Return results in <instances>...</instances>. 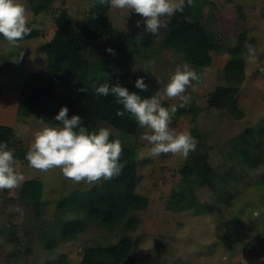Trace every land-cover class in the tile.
Masks as SVG:
<instances>
[{"label":"rangeland","instance_id":"1","mask_svg":"<svg viewBox=\"0 0 264 264\" xmlns=\"http://www.w3.org/2000/svg\"><path fill=\"white\" fill-rule=\"evenodd\" d=\"M20 2L27 8L28 26L38 35L26 36L19 48H11L0 36V84L5 88L0 96V123L14 127L17 143L9 148L16 171L24 176L19 187L0 189V264H79L87 248L115 244L125 231L112 232L104 223L82 216L73 192L102 184L121 196L125 190L117 177L95 184L76 183L59 168H32L16 152L28 151L34 133L55 122L36 114L24 116L14 107L23 89L53 91L57 17L80 26L93 0H54L38 13L29 0ZM109 17L114 27L133 33L136 44L113 55L104 48V38L93 41L81 62L80 83L114 73H145L150 76L147 96H151L163 92L177 65L188 63L201 79L184 93L190 97L183 107L186 110L179 112V98L165 96L162 104L178 106L170 129L189 131L198 141L196 150L206 151L214 170L211 186L204 185L200 172L187 178L182 172L183 156L151 155L152 145L142 139L145 129L130 135L99 122L97 130L107 127L122 145L138 146L135 191L147 201L134 214L136 228L128 232L134 242L133 264H264V0H193L191 18L202 22L217 44L204 57L192 55L191 40L179 46L165 44L167 27L154 35L146 32L143 18L135 12L110 8ZM240 36L244 47L236 57L243 59L244 74L234 92V105L225 98L211 104L217 86L229 85L225 66ZM30 179L39 183L25 189ZM191 195H196L197 203L186 208ZM72 218L84 222L81 232L74 239H61V226Z\"/></svg>","mask_w":264,"mask_h":264},{"label":"trees","instance_id":"2","mask_svg":"<svg viewBox=\"0 0 264 264\" xmlns=\"http://www.w3.org/2000/svg\"><path fill=\"white\" fill-rule=\"evenodd\" d=\"M54 0H29L35 13L46 9ZM110 7L102 6L93 0V6L82 25H76L72 20H64L57 17V29L54 35V43L57 45L53 57L54 88L51 93L45 94L32 90L23 89L19 99L17 112L28 116L36 114L45 121H54L55 115L61 106H67L68 115L79 114L82 117V124L89 130H97L100 121L112 125L122 133L138 135L140 127L136 121L130 117L129 113L124 116L116 115L117 110H123V106L116 102V98L111 94L99 96L95 94L92 85L99 86L103 83L114 85L119 83L127 87L130 91L140 93L141 97H146L147 92H140L135 87L138 77H143L146 84L150 82V76L145 73H120L109 74L100 78L89 77L86 84L80 83V66L85 59V53L90 50L91 44L97 39L104 38V48H112L115 54H122L130 50L135 44L133 33L122 31L113 26L109 17ZM192 6L185 7L183 13L177 12L167 24V32L164 34L165 44L179 46L186 40H191L193 46L192 55L204 57L210 50L217 47L213 33L205 27L199 20L191 18ZM32 31L28 37L38 35L35 28L29 26ZM243 36H240L238 45L232 50L231 58L225 66V74L229 85L217 86L211 93L210 103L216 104L222 98L227 99L232 107L234 92L242 83L244 74V62L240 57L244 47ZM234 84L236 86H234ZM86 87L88 92H80L78 89ZM5 88L0 84V96L4 94ZM166 104V102H164ZM188 110L193 108L189 107ZM180 108V113L183 112ZM110 140H114L111 134ZM8 142V146L16 145L17 138L14 127L9 124L0 123V142ZM205 147V146H204ZM123 154L121 163H124L122 173L117 177V182L125 190V196L117 194L107 185L95 186L88 191L75 190L73 199L78 210L83 212L91 220L104 223L110 231L114 232L119 228L125 231L115 244L106 246H91L86 249L79 264H133V231L138 223L134 217L135 212L144 209L147 199L135 191L137 182L138 146L134 143L122 145ZM25 149H19L16 154L26 159ZM183 174L188 178L200 172L204 178V185L211 186L214 170L208 160L206 151L195 150L186 158V163L182 166ZM36 179L28 180L24 188L38 184ZM185 198L184 193L180 192ZM187 197V196H186ZM189 197V196H188ZM196 195H191L184 206L190 208L197 202ZM64 202V201H63ZM66 202L63 206L66 207ZM84 222L81 218L69 219L61 226L59 237L70 240L77 237L81 232ZM14 241L17 244L18 237L12 229ZM43 264H57L45 262Z\"/></svg>","mask_w":264,"mask_h":264},{"label":"clouds","instance_id":"3","mask_svg":"<svg viewBox=\"0 0 264 264\" xmlns=\"http://www.w3.org/2000/svg\"><path fill=\"white\" fill-rule=\"evenodd\" d=\"M96 3L114 8L126 9L128 13L135 12L145 22V31L157 34L161 28L167 27V18L177 12L183 13L185 7L192 6L193 0H95ZM137 27L140 22L137 21ZM32 29L28 26L27 8L20 0H0V36L11 48H19L20 42L30 35ZM115 55L112 48L106 49ZM252 52V49H249ZM20 54L19 60L22 59ZM200 75L188 64L177 65L163 92L141 97L140 93L130 91L127 87L116 83L93 84L95 94L107 96L111 94L116 102L123 106L116 115L124 116L127 112L140 128L146 131L142 139L151 147V155L179 154L187 158L196 150L198 141L189 131L176 132L170 129L172 116L178 106L170 108L163 106L166 96L169 99L179 98L184 107L190 102V97L184 95L193 81L199 82ZM135 87L140 92L149 90L143 77H138ZM88 92L86 87L78 89ZM67 106H61L54 119L58 123L45 126L34 133V141L26 153V159L32 168L48 171L59 168L65 178L76 183L95 184L101 179L111 180L118 177L124 167L121 163L123 154L120 139L110 140L111 130L100 127L89 130L83 126L79 114L68 115ZM14 152L8 142H0V189H14L20 186L24 176L16 171ZM264 259V258H262ZM246 264V261H243Z\"/></svg>","mask_w":264,"mask_h":264},{"label":"crops","instance_id":"4","mask_svg":"<svg viewBox=\"0 0 264 264\" xmlns=\"http://www.w3.org/2000/svg\"><path fill=\"white\" fill-rule=\"evenodd\" d=\"M118 61H121L120 59H118ZM122 62V61H121ZM20 99V98H19ZM18 103H19V100L16 102V105H15V111L17 112V108H18ZM5 124H7V123H5Z\"/></svg>","mask_w":264,"mask_h":264}]
</instances>
